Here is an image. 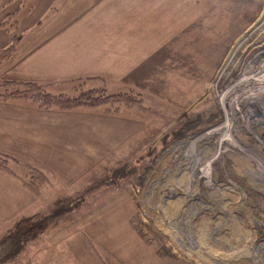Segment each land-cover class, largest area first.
Returning <instances> with one entry per match:
<instances>
[{
	"label": "rangeland",
	"instance_id": "1",
	"mask_svg": "<svg viewBox=\"0 0 264 264\" xmlns=\"http://www.w3.org/2000/svg\"><path fill=\"white\" fill-rule=\"evenodd\" d=\"M208 1L203 29L193 37L179 32L193 54L177 56L171 78L143 80L138 93L109 102L108 112L105 106L92 108L120 114L107 120L109 131L98 127L88 150L84 144L67 160L70 165L63 160L56 178L12 160L16 174L40 186L45 198L70 193L57 180L83 179L76 182L82 183L81 194L42 217L46 231L64 225L66 217L85 215L89 198L110 199L98 205L99 214L123 217L129 222L122 228L133 236L103 239V247L135 252L144 246L147 256L167 263L264 264V56L256 53L264 47V0ZM20 17L28 24L33 20ZM5 90L24 88H0V96ZM18 222L7 223L4 231Z\"/></svg>",
	"mask_w": 264,
	"mask_h": 264
},
{
	"label": "crops",
	"instance_id": "2",
	"mask_svg": "<svg viewBox=\"0 0 264 264\" xmlns=\"http://www.w3.org/2000/svg\"><path fill=\"white\" fill-rule=\"evenodd\" d=\"M209 14L208 0H0V25L9 21L0 27V50L21 37L14 56L0 65V85L35 83L68 96L79 87L112 95L138 93L143 80L171 78L178 55L193 54L179 32L193 37ZM21 15H33L32 22L24 23ZM93 110H45L28 99L0 100V159L7 158L6 165L0 164V243L15 229L4 231L7 223L49 216L51 206L81 194L82 183L76 182L83 179L78 177L76 182L57 180L64 191L70 190L65 198L58 192L45 198L40 186L36 190L23 181L11 165L24 162L41 176L56 178L63 160L70 165L67 160L84 144L88 150L98 129L109 131L107 120L120 114ZM14 141L18 145L9 148ZM88 202L85 215L66 217L64 225L45 231L21 258L7 264H177L147 256L144 246H136L135 252L122 245L103 247V239L132 238L133 233L122 228L129 222L123 217L99 214L98 205L110 204V199ZM142 206L141 201L140 212ZM136 233L133 239L139 237Z\"/></svg>",
	"mask_w": 264,
	"mask_h": 264
},
{
	"label": "trees",
	"instance_id": "3",
	"mask_svg": "<svg viewBox=\"0 0 264 264\" xmlns=\"http://www.w3.org/2000/svg\"><path fill=\"white\" fill-rule=\"evenodd\" d=\"M8 22L3 23L0 27H6ZM17 24V23H16ZM21 41V37H15L12 44L4 50H0V65L10 60L17 51V47ZM23 87L24 91L8 92L0 96L4 100L10 99H28L33 101L40 109H60L70 111L80 107L96 108L109 104L112 101H121L129 97V94H108L105 89H90L82 91L79 95H54L50 93L46 86L25 83L5 81L0 88L9 89L10 87ZM122 98V99H121ZM36 220V221H35ZM47 218L25 219L17 224L14 231L11 232L0 243V264H6L9 260L19 258L27 249V247L37 240L47 229ZM6 240V241H5Z\"/></svg>",
	"mask_w": 264,
	"mask_h": 264
},
{
	"label": "bare ground",
	"instance_id": "4",
	"mask_svg": "<svg viewBox=\"0 0 264 264\" xmlns=\"http://www.w3.org/2000/svg\"><path fill=\"white\" fill-rule=\"evenodd\" d=\"M262 51V52H261ZM258 52H260V54L259 55H261V57H263L264 56V47H262V48H260L256 53H258ZM262 61H264V59L262 60ZM261 62H256V64H260Z\"/></svg>",
	"mask_w": 264,
	"mask_h": 264
},
{
	"label": "water",
	"instance_id": "5",
	"mask_svg": "<svg viewBox=\"0 0 264 264\" xmlns=\"http://www.w3.org/2000/svg\"><path fill=\"white\" fill-rule=\"evenodd\" d=\"M264 16V12L262 13V16L261 17H263ZM259 21V20H258Z\"/></svg>",
	"mask_w": 264,
	"mask_h": 264
}]
</instances>
